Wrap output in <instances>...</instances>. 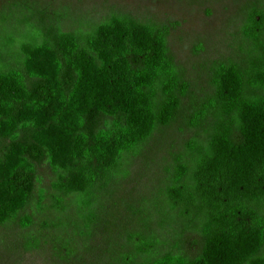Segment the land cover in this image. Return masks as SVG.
Instances as JSON below:
<instances>
[{
	"label": "trees",
	"instance_id": "obj_1",
	"mask_svg": "<svg viewBox=\"0 0 264 264\" xmlns=\"http://www.w3.org/2000/svg\"><path fill=\"white\" fill-rule=\"evenodd\" d=\"M17 2L16 25L29 13L35 23L0 53V228L15 224L27 232L24 250L44 241L67 261L98 250L90 240L100 200L129 176V158L176 120L190 86L170 54L168 25L111 14L87 31H64L57 14L33 15L34 5ZM6 20L1 14L0 25ZM243 35L244 61L210 64L213 94L187 119L205 125L202 139L173 160L151 205L163 217L156 224L178 227L158 236L150 214L135 221L141 230L127 224L126 244L113 250L105 226L103 264H264V10L249 15ZM42 164L54 178L36 206L54 212L36 220L24 211ZM186 232L196 237L188 251Z\"/></svg>",
	"mask_w": 264,
	"mask_h": 264
},
{
	"label": "rangeland",
	"instance_id": "obj_2",
	"mask_svg": "<svg viewBox=\"0 0 264 264\" xmlns=\"http://www.w3.org/2000/svg\"><path fill=\"white\" fill-rule=\"evenodd\" d=\"M20 0H0V16L5 15L6 22L0 25V53H9L5 49L6 40L13 37L17 41L27 38L28 30L24 25L35 23L29 16L23 24L16 25L17 15L13 10ZM23 5L32 8L31 13L38 15L57 14L60 27L64 31H87L111 14H124L137 21L168 25V47L175 64L185 81L189 83V95L182 101V107L176 120L166 128L158 129L151 140L127 162L129 176L112 185L111 197L102 198L100 204L105 210L95 227L90 247L99 246L96 252L81 250L67 261L54 257L49 243L42 241L36 250H24L23 242L27 236L15 224L0 228V264H103L100 254L104 252L107 241L106 227L115 234L111 247L119 250L126 244L119 233L128 225L136 228V222L152 215L148 229L158 236L171 232L175 225L156 224L163 217L158 209L151 207L159 191L167 185L169 167L177 156L181 159L188 152L191 141H201L205 125L199 128L188 126L187 119L193 110L213 94L209 81V66L213 62L241 63L246 58L247 43L243 28L249 15L264 10V0H21ZM29 10V9H28ZM10 11V12H9ZM25 14V12H24ZM32 15V16H33ZM11 17V18H10ZM53 17V16H52ZM35 19H38L35 16ZM8 59V58H7ZM4 60L0 59V65ZM169 172V173H168ZM54 175L47 164L36 167L34 200L24 213L34 214L36 220L52 216L53 212L40 213L36 202L44 196L48 200L51 181ZM163 191V190H162ZM103 207V208H104ZM129 209L141 212L133 218ZM139 226H143L142 223ZM172 226V227H171ZM121 227V228H120ZM146 227V225H145ZM141 230V229H139ZM194 233L186 232L184 248ZM166 247V246H165ZM106 249V248H105ZM184 249V250H185ZM125 250V249H124Z\"/></svg>",
	"mask_w": 264,
	"mask_h": 264
}]
</instances>
